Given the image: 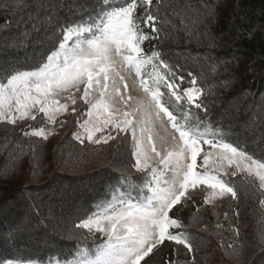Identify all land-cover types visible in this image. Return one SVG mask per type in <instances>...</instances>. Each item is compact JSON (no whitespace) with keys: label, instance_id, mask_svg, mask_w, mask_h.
Instances as JSON below:
<instances>
[{"label":"snow or ice","instance_id":"snow-or-ice-1","mask_svg":"<svg viewBox=\"0 0 264 264\" xmlns=\"http://www.w3.org/2000/svg\"><path fill=\"white\" fill-rule=\"evenodd\" d=\"M60 7L59 0H0V12L12 18L29 13L11 47H27L41 26L51 30L49 43L27 67H0V124L47 141L57 127L65 128V114L79 113L71 139L82 152L96 154L114 142L118 158L108 166L118 175L89 199L87 210L53 219L64 239L94 243L73 245L74 252L48 264H154L157 257L160 264H179L178 246L188 257L185 264H196L192 234L179 214L195 205L196 190L207 193L205 204L217 197L237 200L241 185L264 196V156L254 157L222 122L214 124L210 101L201 98L193 73L186 79L160 52L145 53L142 44L150 36L160 38L157 21L163 26L177 17L186 28L187 13L198 21L213 15L215 6L207 0L199 8L185 3L179 10L165 0H76L65 19L57 15ZM259 204L264 206V198ZM252 243L253 256H260L254 264H264V231ZM229 255L239 264L240 252ZM0 264L39 262L3 259Z\"/></svg>","mask_w":264,"mask_h":264},{"label":"trees","instance_id":"trees-1","mask_svg":"<svg viewBox=\"0 0 264 264\" xmlns=\"http://www.w3.org/2000/svg\"><path fill=\"white\" fill-rule=\"evenodd\" d=\"M75 2L59 0L58 17L65 19L72 15L70 6ZM165 2L178 10L185 3L195 8L201 5V0ZM207 2L215 6L213 15L201 16L197 21L188 19L195 15L189 12L185 17L186 28L177 17L163 26L157 21L160 38L150 36L147 40L153 44V52H160L161 59L175 66L186 79L188 72L196 76L197 87L203 89L201 98L207 96L210 101L209 117L214 124L222 122L225 129H230L231 139L254 157L264 156V0ZM28 14L12 18L0 12V67L13 64L27 67L49 43L51 30L41 26L39 32L31 34L27 47H11L21 36ZM145 31L150 33V29ZM66 115L65 128L57 127V134L47 141L24 137L19 127L0 124V260L48 264L51 258L63 260L74 252L73 245L94 243L90 238L66 240L57 234L51 222L87 210L89 199L112 182L118 173L108 165L118 158L117 146L111 142L112 147L103 146L99 154L82 152L83 146L71 139L74 117L79 113ZM28 123L36 126L35 121ZM65 129L69 130L67 135ZM232 179L238 181L240 177ZM240 192L232 206L240 233L237 244L224 229H218L211 215L208 220L201 218L196 223L193 221L196 217L191 216L193 222L187 231L192 234L196 264H237L235 256L229 255L235 252H240L239 264H254L260 259L258 254L253 256L257 250L252 242L264 231V206L259 204L264 196L244 185L240 186ZM187 259L176 260L185 264Z\"/></svg>","mask_w":264,"mask_h":264},{"label":"rangeland","instance_id":"rangeland-1","mask_svg":"<svg viewBox=\"0 0 264 264\" xmlns=\"http://www.w3.org/2000/svg\"><path fill=\"white\" fill-rule=\"evenodd\" d=\"M142 47L144 48L145 53H148V54H151L154 50L153 44H151L149 40H145L144 43L142 44ZM78 103L80 102L78 101ZM51 136H53V134L49 135V137ZM206 194L207 193L200 194L199 190H196L195 205L189 204L179 214L182 223L189 225L193 221H195L196 223V221L201 220V218H205L206 220H208L207 217L211 215L212 221L218 227V229H224L225 230L224 232L229 237V239L232 242L237 244V242L240 239V236L239 237L235 236V230H237L238 227L236 226V223L234 220L235 218H234L233 207H232L234 200L229 196L217 197L212 203L205 204L204 198ZM203 213H205L204 216H203ZM191 216L192 217L195 216L196 218H194V220L192 221L193 218ZM197 216H200V217L198 218ZM172 247H177V246L173 245ZM178 247L181 249L180 253L178 256H175L174 258L175 259L187 258V256H185L184 254L183 246H178ZM165 249H164V254H167L169 249L168 248H165ZM154 264H160L159 257H157Z\"/></svg>","mask_w":264,"mask_h":264}]
</instances>
